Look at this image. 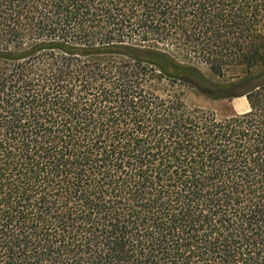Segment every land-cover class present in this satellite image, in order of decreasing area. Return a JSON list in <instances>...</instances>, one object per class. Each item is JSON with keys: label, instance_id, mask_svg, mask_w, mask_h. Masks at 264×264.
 <instances>
[{"label": "trees", "instance_id": "obj_1", "mask_svg": "<svg viewBox=\"0 0 264 264\" xmlns=\"http://www.w3.org/2000/svg\"><path fill=\"white\" fill-rule=\"evenodd\" d=\"M0 264H264V0H0Z\"/></svg>", "mask_w": 264, "mask_h": 264}, {"label": "rangeland", "instance_id": "obj_2", "mask_svg": "<svg viewBox=\"0 0 264 264\" xmlns=\"http://www.w3.org/2000/svg\"><path fill=\"white\" fill-rule=\"evenodd\" d=\"M213 78L217 81H224L228 79V76H215ZM185 98L189 104L214 111L220 117L241 114L249 108L246 97L215 100L188 90L186 91Z\"/></svg>", "mask_w": 264, "mask_h": 264}]
</instances>
